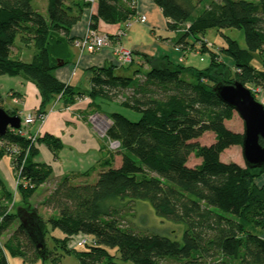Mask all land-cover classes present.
Returning <instances> with one entry per match:
<instances>
[{
	"label": "trees",
	"instance_id": "trees-1",
	"mask_svg": "<svg viewBox=\"0 0 264 264\" xmlns=\"http://www.w3.org/2000/svg\"><path fill=\"white\" fill-rule=\"evenodd\" d=\"M33 1L0 0V76H22L33 82L42 98L39 112L47 113L57 98L68 105L85 94L60 82L55 70L65 63L62 54L68 49L72 26L92 4L46 0L47 13L42 14ZM154 1L169 19V28L180 32L174 45L187 49V39L193 37L201 43L202 52H209L210 64L198 69L144 54L151 68L140 77L118 76L113 66L91 70L89 97L114 100L120 91L130 90L121 105L140 118L132 121L119 112L109 115L112 123L105 136L121 142L120 167L100 172L94 183L76 184L70 177L56 181L43 201L54 213L46 221L39 216L45 223V238L50 230H59L60 236L52 238L66 252L76 253L81 264H104L105 258L116 256L109 248L134 264H264V186L256 183L264 166L249 168L221 159L226 149L242 145L243 133L226 126L235 111L213 92L216 84L233 81L264 90V71L252 64L253 53H264V0ZM95 3L98 10L91 16V29L99 21L126 23L136 15L135 0ZM212 28L244 31L246 48L231 38L221 48L234 64V77L231 66L219 62L217 53L202 42ZM18 39L33 48L31 60L12 56ZM207 133H212L213 141L202 144ZM40 140L55 155L62 148L60 139L52 135ZM5 144L21 149L13 164L20 170L17 190L23 207H29L38 189L53 179V170L34 160L37 149L27 138L8 130L0 137V156L7 154ZM191 156L200 163L190 166ZM1 196L3 202L13 203V194L3 190ZM136 201L150 203L161 218L184 224L182 241L121 226L117 215ZM1 202L0 236L14 228L5 248L12 255L37 261L36 245L17 213ZM80 234L91 235L97 245L71 248L69 241ZM0 264H8L2 251Z\"/></svg>",
	"mask_w": 264,
	"mask_h": 264
},
{
	"label": "crops",
	"instance_id": "crops-1",
	"mask_svg": "<svg viewBox=\"0 0 264 264\" xmlns=\"http://www.w3.org/2000/svg\"><path fill=\"white\" fill-rule=\"evenodd\" d=\"M135 9L136 15L126 23L107 24L99 21L94 30L109 34L112 44L95 53L81 51L75 42L91 30V16L97 14V4L84 8L81 19L71 28L68 36V49L62 54L65 63L60 64L55 70V76L65 85H70L74 91L85 92L81 96L85 99L67 105L63 98H57L48 107L45 120L41 123L36 122L29 127L30 135L36 136L34 146L37 149V154L34 156V160L49 165L53 170V179L40 187L46 188V194L38 205H43V201L52 191L56 181L64 177H70L71 181L76 184L96 181L100 172L118 168L122 164L121 152L114 153L107 146L105 132L112 122L109 118L111 112L104 110L103 106L109 100L93 99L88 96V92L92 88L93 72L91 70L93 68L113 66V71L118 76L140 77L151 68L143 56L145 54L155 59L167 57L177 65L204 69L199 68L194 62L189 64L190 57L193 61H196L197 58L203 61L201 54L204 52L200 50L201 43L193 37H189L187 49L176 47L174 43L180 32L169 28V19L163 15L154 0H135ZM141 15L146 17L144 23L137 20ZM121 32L125 34L123 37H119ZM203 38L205 39V37ZM118 46L131 51L130 63L123 66L118 65L115 54V47ZM16 47L21 51V56L16 55L14 58L31 60L33 48L21 40L19 43L17 40ZM129 64L131 67L124 70ZM136 71H139L137 75H135ZM0 95L2 107L10 111L16 110L18 114L15 115L20 116L21 122L23 116L36 114L41 108L42 98L39 89L33 82L22 76H0ZM78 97L80 96L77 95L75 100ZM115 103L121 105L119 101ZM94 115H99L103 121L104 126H100V129H97L90 121V117ZM47 134L61 141L62 148L56 155L44 140L39 141ZM239 148L242 149L240 146ZM8 156L11 155L8 154ZM256 183L258 186H264V181H256ZM18 196L21 198L19 193ZM33 197L30 199L29 207L35 209L38 216L43 218L38 205L34 206L32 203ZM43 210L50 212V215L54 213L44 205ZM261 234L264 238V232Z\"/></svg>",
	"mask_w": 264,
	"mask_h": 264
},
{
	"label": "rangeland",
	"instance_id": "rangeland-1",
	"mask_svg": "<svg viewBox=\"0 0 264 264\" xmlns=\"http://www.w3.org/2000/svg\"><path fill=\"white\" fill-rule=\"evenodd\" d=\"M218 1V0H217ZM33 7L38 8L42 14L47 13V1L46 0H34L32 2ZM205 39L202 38V42L205 43L206 48L209 49V44H212V47L210 49L214 50L218 55V61L221 63H225L227 66H231L232 70V77H234V67L232 64L231 58H229L227 55L224 54V52L221 50V48L226 45L227 38H231L234 40H237L239 45L242 48H246V40L244 36V31L239 29H224V30H218V29H209L204 35ZM111 38V37H110ZM18 39V43H19ZM208 45V46H207ZM19 51V54H18ZM21 51L14 46L12 48V56L16 57V55H20ZM201 55H203V61L200 60V58H197L196 61H193L192 57H190L189 64L191 62H194L199 68H205L209 66L210 63V55L209 52H204ZM252 64L257 67L260 70L264 71V53L255 52L252 54ZM131 65L129 64L125 69H129ZM133 69V68H132ZM189 80H192V78H189ZM249 89H255L253 85L247 86ZM262 94L260 95L261 99L259 102L264 103V90L262 89ZM252 94L254 95V91L252 90ZM131 91L130 90H122L118 93V97L114 100H109L104 106V110L112 112H119L125 115L128 119L132 121H138L140 118V115L129 109L126 108L120 104L115 103L116 101L122 102L125 100L126 96H130ZM98 98V97H97ZM108 121V119H106ZM100 126H104L103 121L101 120ZM226 126L230 128L231 130L235 132H244V121L239 116L238 113L235 112L234 117L232 120L226 122ZM212 133H207L204 135L203 139L201 140L202 144H210L213 140ZM237 146V147H236ZM241 147V146H240ZM221 159L224 162H236L239 163L242 166H246L243 158L242 149L239 148L238 145L231 146L230 148L226 149L224 153L221 156ZM13 158L12 156L2 155L0 156V201L2 205L6 204L8 205V211L17 212V209L19 207H23L21 198L18 196V183H17V175H16V169L14 168L12 164ZM200 159L195 158L194 156H191L189 160L190 166H195L199 163ZM264 174H262L259 178L256 179L258 181L259 179L263 178ZM96 181H90V183H94ZM3 190H5L8 193L13 194V203H8L5 201L3 202V197L1 194L3 193ZM46 194V188H40L38 189L36 195L33 197L32 203H34V206L42 201ZM16 195V196H14ZM28 208V207H27ZM30 209H33L30 207ZM39 212L42 214L43 219L46 221L49 216L50 212L43 210V205H38ZM37 209V210H38ZM35 210V209H34ZM120 223L121 226L127 227L130 229H133L137 232H152L160 235L167 236L173 240H177L179 242L182 241V237L184 234L185 226L184 224L180 223H174L168 219L159 217L154 208L151 206L150 203L144 202V201H136L133 204H128V206L122 207L120 210L119 215L116 217ZM0 219L2 217L0 216ZM50 229V227L48 228ZM14 228L10 229L9 231L3 232V234L0 236V253L1 251L4 253V256L7 259L8 264H81L80 259L78 258L77 254L72 252L68 253L66 252L62 247L58 246L52 236H60V231L55 230L49 232L47 237L45 238V245L46 250L49 252L50 255L46 259H42L41 257L37 261H29V259H25L22 256H15L12 255L7 248H5V242L7 239L11 236L12 231ZM86 249V247H82L80 250ZM108 252L116 256L113 258H105L103 263L104 264H134L132 261H123L121 260L118 252H115L114 249H107ZM33 250L28 254L29 256H33Z\"/></svg>",
	"mask_w": 264,
	"mask_h": 264
},
{
	"label": "water",
	"instance_id": "water-1",
	"mask_svg": "<svg viewBox=\"0 0 264 264\" xmlns=\"http://www.w3.org/2000/svg\"><path fill=\"white\" fill-rule=\"evenodd\" d=\"M218 97L230 105L244 121L242 153L246 167L260 168L264 166V104L257 101L251 90L240 81L232 83L220 82L213 88ZM19 115L9 114L0 105V137L5 136L8 128H19ZM17 215L20 224L29 233L36 245V250L42 259L48 257L45 245V223L37 212L30 207H19Z\"/></svg>",
	"mask_w": 264,
	"mask_h": 264
},
{
	"label": "built area",
	"instance_id": "built-area-1",
	"mask_svg": "<svg viewBox=\"0 0 264 264\" xmlns=\"http://www.w3.org/2000/svg\"><path fill=\"white\" fill-rule=\"evenodd\" d=\"M86 2L91 3L92 5L95 4V0H84ZM139 21L144 23L146 21V17L144 15H141L138 17ZM125 34L123 32L119 33V37H123ZM111 43V38L109 34L105 32H99L94 29L89 30L84 36L79 38L76 42L75 45L81 50V51H88L89 53H95L103 49L104 47L110 46ZM208 46V45H207ZM209 48L212 47V44H209ZM115 54L117 55V63L120 66H123L127 63L131 62V51L128 49H125L122 46L115 47ZM255 88V87H254ZM253 90L258 96L259 100L261 99L260 95L262 94V89L260 88H255L251 89ZM78 102H81V100L85 99L84 97H78ZM262 100V99H261ZM263 103V102H262ZM264 104V103H263ZM47 113H40L37 112L36 114H27L23 116L22 122L20 125V128H10V130L14 133L17 134L18 136L25 137L28 140H30L31 145L35 143L36 141V136H32L29 133V127L30 125L36 123V122H43L46 118ZM90 121L93 123V125L97 128L100 129V122L101 118L99 115H94L90 117ZM106 134V132H105ZM107 146L108 149L114 153L118 152L121 150V142L116 139H110L107 138ZM5 148L7 150V154L11 155L13 158V162L17 161L20 158L21 155V149L17 145H9L5 144ZM29 150V149H28ZM27 150V153H28ZM26 153V155H27ZM25 162V157L21 160V167H23V164ZM20 176V170L17 172V183L21 181ZM2 220H0L1 222ZM88 245H97L96 239H94L91 235L87 234H80L77 236H73L71 240L69 241V246L71 248H80V247H85Z\"/></svg>",
	"mask_w": 264,
	"mask_h": 264
},
{
	"label": "bare ground",
	"instance_id": "bare-ground-1",
	"mask_svg": "<svg viewBox=\"0 0 264 264\" xmlns=\"http://www.w3.org/2000/svg\"><path fill=\"white\" fill-rule=\"evenodd\" d=\"M138 21H139V19H137ZM183 66V65H182ZM255 88H260V89H262L261 87H255ZM251 90V89H250ZM251 92H252V90H251ZM254 97L256 98V100L257 101H260L259 100V96L254 92ZM78 102V99L76 98V100H75V102ZM262 103V102H261ZM263 104V103H262ZM10 128L11 127H9L8 128V130H10ZM20 128V127H19ZM16 129H18V128H16ZM106 135V134H105ZM14 166V165H13ZM14 168L16 169V175H17V172H18V169L14 166ZM258 181H264V176H263V178H261V179H259ZM0 220H2V219H0ZM1 223V222H0ZM262 235V234H261ZM262 237V236H261Z\"/></svg>",
	"mask_w": 264,
	"mask_h": 264
}]
</instances>
